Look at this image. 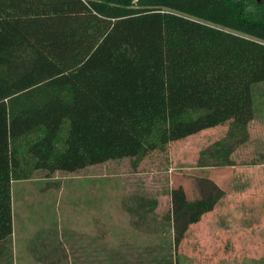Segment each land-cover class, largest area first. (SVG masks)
Here are the masks:
<instances>
[{
	"label": "trees",
	"instance_id": "trees-1",
	"mask_svg": "<svg viewBox=\"0 0 264 264\" xmlns=\"http://www.w3.org/2000/svg\"><path fill=\"white\" fill-rule=\"evenodd\" d=\"M262 83L264 1L0 0V244L29 172L244 131ZM188 203L172 190L175 214Z\"/></svg>",
	"mask_w": 264,
	"mask_h": 264
},
{
	"label": "rangeland",
	"instance_id": "rangeland-1",
	"mask_svg": "<svg viewBox=\"0 0 264 264\" xmlns=\"http://www.w3.org/2000/svg\"><path fill=\"white\" fill-rule=\"evenodd\" d=\"M253 98L244 131L227 122L137 158L29 172L0 249L19 264H264V83ZM179 187L189 203L175 214Z\"/></svg>",
	"mask_w": 264,
	"mask_h": 264
},
{
	"label": "crops",
	"instance_id": "crops-1",
	"mask_svg": "<svg viewBox=\"0 0 264 264\" xmlns=\"http://www.w3.org/2000/svg\"><path fill=\"white\" fill-rule=\"evenodd\" d=\"M87 168H85V169H87ZM85 169H83V170H85ZM80 171H82V170H80ZM30 180H32V179H30ZM30 180L17 181V182H28ZM15 183L16 182H13L12 187ZM0 264H19V261H18V259L15 258L12 250L0 249Z\"/></svg>",
	"mask_w": 264,
	"mask_h": 264
},
{
	"label": "water",
	"instance_id": "water-1",
	"mask_svg": "<svg viewBox=\"0 0 264 264\" xmlns=\"http://www.w3.org/2000/svg\"><path fill=\"white\" fill-rule=\"evenodd\" d=\"M233 1H235L236 3H240V2H242L243 0H233ZM258 1L263 2L264 0H258Z\"/></svg>",
	"mask_w": 264,
	"mask_h": 264
}]
</instances>
